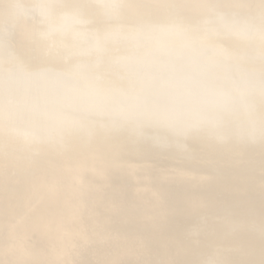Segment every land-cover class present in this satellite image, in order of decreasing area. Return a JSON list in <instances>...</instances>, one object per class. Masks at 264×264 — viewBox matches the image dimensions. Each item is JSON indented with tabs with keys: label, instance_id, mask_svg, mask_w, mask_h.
Masks as SVG:
<instances>
[{
	"label": "snow or ice",
	"instance_id": "obj_1",
	"mask_svg": "<svg viewBox=\"0 0 264 264\" xmlns=\"http://www.w3.org/2000/svg\"><path fill=\"white\" fill-rule=\"evenodd\" d=\"M77 25L92 31L74 55ZM0 53V264H264V0H0ZM191 139L242 166L260 152L259 211L249 199L219 217L225 237L248 240L195 259L198 228L176 247L137 230L160 219L159 194L141 208L104 191L114 171L141 185L150 172L126 152L176 146L193 160ZM46 151L63 164L43 166ZM197 162L220 164L211 151ZM86 172L103 183L85 185Z\"/></svg>",
	"mask_w": 264,
	"mask_h": 264
},
{
	"label": "bare ground",
	"instance_id": "obj_2",
	"mask_svg": "<svg viewBox=\"0 0 264 264\" xmlns=\"http://www.w3.org/2000/svg\"><path fill=\"white\" fill-rule=\"evenodd\" d=\"M220 2L229 3L232 0H220ZM82 29L85 35L91 38L92 30L87 25H82ZM220 39L224 41L228 37L222 36ZM121 47L120 45L111 46L112 55L118 56ZM73 54L78 55L79 53ZM113 75L115 76L114 73ZM184 149L195 159H187L184 150L163 154L148 152L151 150L142 146L139 155L134 151L126 152L124 159L130 163L137 161L146 163L150 172L141 174L143 178L141 185L137 183V177L129 176L118 170L114 171L110 186L104 189L105 193L116 196L123 194L126 203L135 204L141 208L152 207L156 203L154 194H159L163 205L160 219L154 227L141 225L137 230L153 233L156 246L167 244L176 247L187 243L185 233L190 227L198 228L200 249L186 258H197L199 251L209 245L224 244L227 247L245 243L248 237L244 234L225 237L219 217L223 215L226 208L242 216L249 199L254 202L257 212L259 211L261 199L259 148L244 151L241 157L245 162L243 166L233 163L228 149H213L198 139L189 140ZM209 151L220 161L215 171L210 170L204 163L197 162L204 153ZM249 161L253 165L251 174L255 177L254 184L246 183L247 162ZM41 164L45 167H57L62 165L63 161L55 152L46 151L41 158ZM210 171L214 179L211 182H201L200 177ZM181 172L183 175L179 174ZM82 180L85 185L94 186L103 183L92 172L84 173ZM98 211L102 216L111 215L102 204L98 205ZM112 220L113 225L117 226L119 217L112 215ZM97 258L100 257L92 253H87L83 257L86 260ZM127 258L134 259L131 256Z\"/></svg>",
	"mask_w": 264,
	"mask_h": 264
},
{
	"label": "water",
	"instance_id": "obj_3",
	"mask_svg": "<svg viewBox=\"0 0 264 264\" xmlns=\"http://www.w3.org/2000/svg\"><path fill=\"white\" fill-rule=\"evenodd\" d=\"M69 24L71 25V22L69 21ZM76 28L80 31L81 35H80V38H79V41L75 44L74 48H73V53H80L82 51H86L88 49L87 45L89 46V43H90V36L89 35H85L83 29H82V25H77ZM171 38V37H169ZM87 44V45H86ZM114 45H121V43L119 42V38L118 37H113V43H112V46ZM0 55H2V53H0ZM115 75L116 73L113 72ZM149 134H156L155 133V130H150V133ZM188 143V141H187ZM186 143V144H187ZM186 144L184 145V148L186 146ZM144 148L148 149V150H151V151H148V152H157V153H170V152H180V151H183L181 150L180 148L176 147V146H170L168 148H165V149H161V148H158V147H154L150 144H145L143 145ZM195 227H190L188 230L190 229H193Z\"/></svg>",
	"mask_w": 264,
	"mask_h": 264
}]
</instances>
